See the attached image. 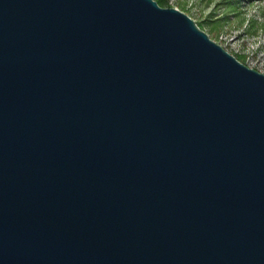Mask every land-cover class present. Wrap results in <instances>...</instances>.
Returning a JSON list of instances; mask_svg holds the SVG:
<instances>
[{"label": "water", "instance_id": "95a60500", "mask_svg": "<svg viewBox=\"0 0 264 264\" xmlns=\"http://www.w3.org/2000/svg\"><path fill=\"white\" fill-rule=\"evenodd\" d=\"M0 264H264V72L158 0H0Z\"/></svg>", "mask_w": 264, "mask_h": 264}, {"label": "rangeland", "instance_id": "374dc122", "mask_svg": "<svg viewBox=\"0 0 264 264\" xmlns=\"http://www.w3.org/2000/svg\"><path fill=\"white\" fill-rule=\"evenodd\" d=\"M242 61L264 72V0H168Z\"/></svg>", "mask_w": 264, "mask_h": 264}, {"label": "trees", "instance_id": "16d2710c", "mask_svg": "<svg viewBox=\"0 0 264 264\" xmlns=\"http://www.w3.org/2000/svg\"><path fill=\"white\" fill-rule=\"evenodd\" d=\"M159 1V3L160 4H162V5H167V1L168 0H158ZM237 57L239 58V59H242V57H244V55H237Z\"/></svg>", "mask_w": 264, "mask_h": 264}]
</instances>
